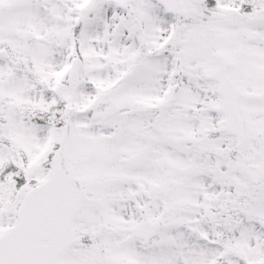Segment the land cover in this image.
I'll use <instances>...</instances> for the list:
<instances>
[{"label":"snow or ice","instance_id":"obj_1","mask_svg":"<svg viewBox=\"0 0 264 264\" xmlns=\"http://www.w3.org/2000/svg\"><path fill=\"white\" fill-rule=\"evenodd\" d=\"M0 264H264V0H0Z\"/></svg>","mask_w":264,"mask_h":264}]
</instances>
